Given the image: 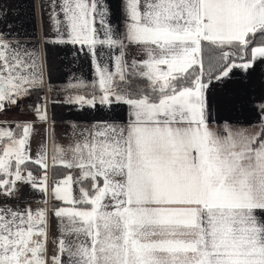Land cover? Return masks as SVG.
Masks as SVG:
<instances>
[{"label": "snow or ice", "instance_id": "obj_1", "mask_svg": "<svg viewBox=\"0 0 264 264\" xmlns=\"http://www.w3.org/2000/svg\"><path fill=\"white\" fill-rule=\"evenodd\" d=\"M42 7L44 44L93 66L91 80L68 66L53 103L109 116L70 122L61 143L46 49L0 31V115L37 97L35 122L0 121V264H264V104L242 125L209 101L213 82L264 61V0H119L122 31L110 0Z\"/></svg>", "mask_w": 264, "mask_h": 264}, {"label": "crops", "instance_id": "obj_2", "mask_svg": "<svg viewBox=\"0 0 264 264\" xmlns=\"http://www.w3.org/2000/svg\"><path fill=\"white\" fill-rule=\"evenodd\" d=\"M44 0H0V8L7 13L6 17H0V31L11 33L10 38L19 39L27 47H39L47 51L48 76L50 78L48 91L49 106L48 115L55 121V132L61 143L67 140L69 123H87L94 120L108 118L109 113L99 106L97 109L84 108L82 111L77 106H70L62 101L64 94L61 88L66 83L65 77L68 74V66L78 76L83 75L85 79L91 80L93 66L90 57L84 52H78L73 56L75 49L72 46H59L44 44L45 36L51 37V24L44 14L42 7ZM113 8L111 22L119 30H123V17L119 8V0H110ZM12 27L9 28L8 25ZM136 57L138 53L132 49L129 53ZM209 101L213 107V113L220 121L227 119L229 122L242 125L255 124L259 121L260 105L264 104V61H258L249 70L242 71L239 68L233 69L228 78L219 82H213L209 90ZM115 115L124 118L125 109L120 107ZM36 121L33 113L18 112L10 110L0 115V121ZM35 127L39 134L32 138V154L35 155L40 142L45 136L44 126L36 122ZM22 197L32 200V206L40 199L38 194L31 192L28 186L21 187ZM54 223V222H53ZM55 233V228H53Z\"/></svg>", "mask_w": 264, "mask_h": 264}, {"label": "built area", "instance_id": "obj_3", "mask_svg": "<svg viewBox=\"0 0 264 264\" xmlns=\"http://www.w3.org/2000/svg\"><path fill=\"white\" fill-rule=\"evenodd\" d=\"M48 91H47V88L44 90V92H42V96H47L48 98ZM36 96L33 95L32 97H30L29 99H25L24 101H22L21 103V106L19 109L17 108H12L13 110L15 111H18V112H27V113H32L29 109H30V105H31V102L32 101H35L36 100ZM48 106H49V98H48Z\"/></svg>", "mask_w": 264, "mask_h": 264}, {"label": "trees", "instance_id": "obj_4", "mask_svg": "<svg viewBox=\"0 0 264 264\" xmlns=\"http://www.w3.org/2000/svg\"><path fill=\"white\" fill-rule=\"evenodd\" d=\"M41 95H42V93H41Z\"/></svg>", "mask_w": 264, "mask_h": 264}]
</instances>
